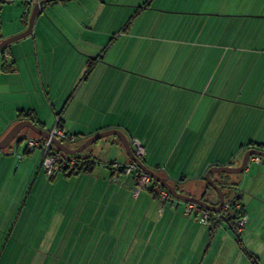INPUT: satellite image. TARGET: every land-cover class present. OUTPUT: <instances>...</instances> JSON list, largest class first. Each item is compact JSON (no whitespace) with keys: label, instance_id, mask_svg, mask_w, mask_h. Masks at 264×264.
<instances>
[{"label":"crops","instance_id":"0c3cea01","mask_svg":"<svg viewBox=\"0 0 264 264\" xmlns=\"http://www.w3.org/2000/svg\"><path fill=\"white\" fill-rule=\"evenodd\" d=\"M35 19L0 69V139L23 119L50 130L57 114L79 135L72 147L119 128L141 141L147 166L211 200L209 167L264 150V0H57ZM38 135L24 128L0 149V247L45 248L37 264H196L187 248L216 242L185 201H162L155 181L135 195L131 175L111 179V161L131 160L116 135L105 154L85 150L91 171L51 176L42 148H27Z\"/></svg>","mask_w":264,"mask_h":264},{"label":"rangeland","instance_id":"374dc122","mask_svg":"<svg viewBox=\"0 0 264 264\" xmlns=\"http://www.w3.org/2000/svg\"><path fill=\"white\" fill-rule=\"evenodd\" d=\"M31 10L32 8H28V5L25 1L17 0L11 3H2L0 12V33L2 34V37L7 38L25 31L28 28ZM41 14H45L46 17L48 16V14H46L45 12L39 13V15ZM35 26L36 19H34L32 31L35 30ZM3 38H1L0 41ZM24 38L25 37L19 40H24ZM262 40L263 37L259 39V42H261ZM27 42L30 43V41ZM10 44L7 46L9 51ZM219 73L220 70L215 74V79L216 76L219 75ZM213 89H215L214 84L208 87L207 93H210ZM235 115L237 120L238 114L236 113ZM112 137V135L102 137L98 140V143H94L93 146L95 144H100V146L104 148L102 154H105L104 152L108 151V148L110 147L108 142H105ZM65 142L71 146L76 144V142L74 141ZM112 149L114 150V148ZM249 169L251 170L246 176L244 175V171L240 173L222 172L223 174H227L231 181H235L236 183L240 184L239 186L241 187L242 191H240L239 193L242 194V198L239 199L246 206L249 218L247 227L245 225V227L247 228L246 231H244L245 227H243L241 231H237L238 234H240L239 237L238 234L232 231L231 228V230H225V227H221V230L216 228L217 230L215 229L216 232L214 234L215 236H217V238L215 239L216 242L214 244L211 243L210 238H207V240L203 244H199V241L195 248L191 250L187 248L188 252H184L190 259L197 260L196 264H264V162L260 164L254 161H249ZM222 173L215 172V174L219 176H223ZM111 179L114 181L117 180L113 177V174L111 176ZM195 185L199 184H191V187H194ZM256 186H259L258 191L254 189V187ZM217 198L218 196H214L215 200ZM235 202H239L240 207L236 205V203H234L232 205V209L239 211L242 208V203L239 200ZM239 214H241V212H239L237 215ZM243 214L246 215V212ZM222 219L223 217L220 216V218L213 221V223L215 222L213 225L220 224V222H222ZM219 226L220 225H218L217 227ZM44 249L45 248L41 247L14 248L8 245L1 246L0 264H37L36 261H34V257L32 255L40 254V252L44 251ZM19 251L22 252L23 257L18 256ZM61 264L83 263L65 262Z\"/></svg>","mask_w":264,"mask_h":264},{"label":"water","instance_id":"95a60500","mask_svg":"<svg viewBox=\"0 0 264 264\" xmlns=\"http://www.w3.org/2000/svg\"><path fill=\"white\" fill-rule=\"evenodd\" d=\"M52 1H57V0H42L39 4L35 5L31 10L28 28L21 33L12 35L7 38H3L0 41V51L5 46H8L10 43L29 35L32 32V26H33L34 19L36 15L38 14V12L40 11V6H44L45 4L52 2ZM24 128H29L43 137H50V132L48 129H45L39 126L38 124H36L35 121L31 119H23V120L18 121L16 124H14L11 127V129L5 134V136L0 139V149L8 147L11 144V142L17 137V135L21 132V130H23ZM108 135H116L117 137H119L130 159L134 161L138 165V167L141 168L143 171L149 173L152 176V178L158 183L159 186L157 187V190H159L160 186H163L175 198L185 201V202L197 203L215 212L221 209V206L223 205L224 200H225V192L223 188L213 178L212 173H215V172L240 173V172H243L247 168L248 162L251 156L258 155V156L264 157L263 149L252 147L246 150L241 160V163L239 165L223 164V165H213L209 167L206 170L205 175H204L205 181L207 182L208 185H210L212 188L215 189L220 199L218 204H213L203 199L202 197L192 196V195H189V194H186L180 191L166 177L159 175L153 168L147 166L143 162L142 159H140L138 156L135 155V153L133 152L132 146L130 144L129 138L119 128H108V129L96 132L92 134L91 136H89L88 138H86L83 142H81L80 144L74 147L68 145L66 142H64L62 139L56 136H53L52 139H53V143L58 149H60L61 151L67 154L75 155V154L81 153L87 147L96 143L102 137H105ZM238 197H241V194H238Z\"/></svg>","mask_w":264,"mask_h":264},{"label":"built area","instance_id":"2783aa9c","mask_svg":"<svg viewBox=\"0 0 264 264\" xmlns=\"http://www.w3.org/2000/svg\"><path fill=\"white\" fill-rule=\"evenodd\" d=\"M17 0H0V4L2 3H11ZM25 1L28 5V8H33L35 5L39 4L42 0H20ZM42 6H40V10ZM4 59L8 58L9 52L8 48L2 49ZM61 116H56V122L53 128L49 130L50 137H33L27 136L26 143L27 148L30 150L35 149L36 147L40 146L42 148V160L41 165L44 168L47 176L53 175L56 171L60 170L62 167H67L68 170H73L77 164V159L69 155V157H65L61 155L55 144L53 143V136H56L63 141H76L78 139V135L71 134L66 132L60 121ZM133 152L136 156L142 159L145 155V148L141 141L138 138H131L130 140ZM23 156L22 154L20 155ZM250 159L261 162V157L258 155L252 156ZM110 166L113 170V177L118 178L120 172L124 173L125 175H131L134 179V186H133V193L138 195L142 190H144L149 183L152 182V176L143 171L141 168L134 161H129L128 163H121L118 161H113L110 163ZM159 197L162 201L169 200L171 198H175L165 187H159ZM233 195L231 194L230 197L226 200L225 205L219 211L213 212L209 209L194 203V202H185L184 213L189 216H194L200 222H202L206 226H211L213 221L220 218L223 215V212L230 208L231 205L234 203ZM236 205H240L239 202ZM240 207V206H239ZM247 223V216L243 215L240 219L236 222V226L238 231H241L243 227H245Z\"/></svg>","mask_w":264,"mask_h":264},{"label":"trees","instance_id":"16d2710c","mask_svg":"<svg viewBox=\"0 0 264 264\" xmlns=\"http://www.w3.org/2000/svg\"><path fill=\"white\" fill-rule=\"evenodd\" d=\"M1 5L2 4H0V12H1ZM1 38H3L2 37V34L0 33V39ZM5 48H7V46H5ZM3 53L4 52H2V50L0 51V60H1V64H0V69H2V70H9V69H11V67H12V63L11 62H9V61H7L6 59H4V56H3ZM92 61H89V68L91 67V65H92ZM57 115H60V114H57ZM31 120H33V118H30ZM60 121H61V119H60ZM27 129H29V128H27ZM31 130V129H30ZM33 131V130H32ZM76 135H78V134H76ZM39 136V135H38ZM79 136V135H78ZM39 137H41V136H39ZM91 146H93V144L92 145H90L89 147H87L85 150H87L88 148H90ZM58 149V148H57ZM59 150V152L61 153V155H63V156H65V157H69V155L70 156H72V157H75L76 159H77V164H76V166H75V168L72 170L73 172H78V171H80V170H85V171H91L92 170V168H93V165H94V163H93V155H91L90 153H87V151H82L81 153H78V154H75V155H71V154H67V153H65V152H63V151H61L60 149H58ZM86 154V155H85ZM254 156V155H253ZM252 157V156H251ZM132 160H130V162H131ZM68 170V168L67 167H62L60 170ZM223 174V173H222ZM223 178H224V180L225 181H228L229 180V176H227V174H223V176H222ZM153 181H155L154 179H152V182ZM156 182V181H155ZM157 183V182H156ZM150 184V183H149ZM158 184V183H157ZM149 186V185H148ZM147 186V187H148ZM159 186V185H158ZM146 187V188H147ZM161 187V186H160ZM163 187V186H162ZM177 187V186H176ZM208 187H210V186H208ZM178 188V187H177ZM179 189V188H178ZM180 190V189H179ZM159 191V190H158ZM181 191V190H180ZM232 190H231V187L229 186V187H227L226 186V188H225V193H226V195H228V192H231ZM203 194H206V193H203ZM239 194V193H238ZM238 194H237V196H236V200H239L240 201V199H239V197H238ZM157 196L159 195V193H157L156 194ZM233 208V207H232ZM232 208H229V209H227L226 211H224L223 212V215H222V217H223V219H222V221L223 220H226L227 222H229L230 223V226H231V229H232V231H234L235 233H237L238 234V228H237V226H236V222L240 219V217L241 216H243L244 214L243 213H245V209H244V206L242 205V208L239 210V211H237V210H233ZM213 212H215V211H213ZM239 212H241V214H239V215H237ZM221 220V219H220ZM233 220V221H232ZM220 224H221V222H220ZM220 224H215V225H211V226H207V227H209V228H211L212 230H214V229H216V227L218 226V225H220ZM217 225V226H216ZM238 236L240 237V234H238Z\"/></svg>","mask_w":264,"mask_h":264},{"label":"flooded vegetation","instance_id":"af4514ba","mask_svg":"<svg viewBox=\"0 0 264 264\" xmlns=\"http://www.w3.org/2000/svg\"><path fill=\"white\" fill-rule=\"evenodd\" d=\"M214 174L215 173H212V176H213V178L216 180V182L223 188V190H224V192H225V188H226V186L227 187H231V192H228V195H226V193H225V200H224V203H223V205L221 206V208H223V206L225 205V202H226V200L228 199V197H230V195L232 194L234 197H233V199H234V202L235 201H237L236 200V196H237V194L239 193V191L235 188V186H236V182L235 181H231L230 179L228 180V181H225L224 180V178L222 177V176H220V178H215L214 177ZM208 186H210V185H208L207 184V182H206V187H207V190H211L212 192H214L215 194H216V197L218 196V198L215 200H211L209 197H207L206 196V194H202V195H200V197H202L203 199H205V200H207V201H209L210 203H213V204H218L219 203V195L217 194V192L215 191V189L214 188H212L211 186L210 187H208ZM234 190H233V189ZM205 193H207V192H205ZM230 208H232V205L230 206ZM210 210V209H209ZM210 211H212V210H210Z\"/></svg>","mask_w":264,"mask_h":264}]
</instances>
